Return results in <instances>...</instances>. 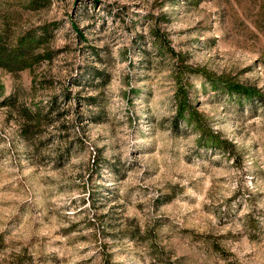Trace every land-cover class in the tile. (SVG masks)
<instances>
[{
	"label": "rangeland",
	"instance_id": "1",
	"mask_svg": "<svg viewBox=\"0 0 264 264\" xmlns=\"http://www.w3.org/2000/svg\"><path fill=\"white\" fill-rule=\"evenodd\" d=\"M180 63L257 90L185 73L232 153L173 123ZM248 210L264 214V0H0V264H264Z\"/></svg>",
	"mask_w": 264,
	"mask_h": 264
},
{
	"label": "trees",
	"instance_id": "2",
	"mask_svg": "<svg viewBox=\"0 0 264 264\" xmlns=\"http://www.w3.org/2000/svg\"><path fill=\"white\" fill-rule=\"evenodd\" d=\"M31 36L21 35L17 38L14 48L11 52L5 54L6 58L13 57L17 61L16 67L27 65L29 60L24 59L22 56V50H20L21 43H28L31 41ZM169 48V47H168ZM170 51L171 48H169ZM200 72L204 79L207 80L209 86L218 87L225 90V92L234 93L238 99L248 100L256 95H259L257 90L253 86L243 84L235 80H226L219 76H213L199 67L190 66L188 64L180 63L175 66L173 77L175 79L173 88L174 97V112L172 115L173 123H176L178 119H183L186 122H191L197 128L196 143L203 147L218 148L223 152L232 153L234 150V144L231 140L222 136L216 130L212 129L205 121L202 114L197 111L195 106L190 102L187 87L188 82L186 80V72ZM243 223L247 227V231L250 236H256L260 230V225L264 222V214L259 216L253 214L251 211H245L243 213ZM251 229V230H250Z\"/></svg>",
	"mask_w": 264,
	"mask_h": 264
}]
</instances>
